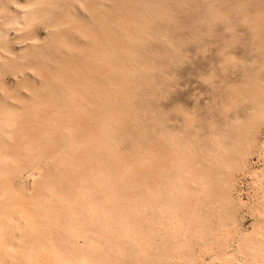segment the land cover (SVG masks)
I'll list each match as a JSON object with an SVG mask.
<instances>
[{
	"label": "bare ground",
	"instance_id": "obj_1",
	"mask_svg": "<svg viewBox=\"0 0 264 264\" xmlns=\"http://www.w3.org/2000/svg\"><path fill=\"white\" fill-rule=\"evenodd\" d=\"M13 1L17 6L20 5L17 0ZM64 1L67 0H32L29 5L32 11L25 9L20 12L18 7L12 11L10 7L4 6L3 0H0V73L3 59L10 58L13 62H17L18 59L25 58L26 55L21 52L23 49L17 48L18 43L25 40H32V43L27 45L24 51H32L35 55L53 60L54 67L59 63L54 53L58 52L59 46L64 44L70 48L87 50V56L92 59L86 66L84 64L76 66L73 61L62 62L61 65L67 67L73 65V68H77L83 74L70 76L65 71H59L53 82L42 78L39 81V87L34 89L29 98L24 95L25 93H21L18 104L13 105L12 108L0 107V215L4 216L7 211L18 212L19 219H22V216L25 217L24 224L29 230L32 233H39L36 239L40 243L39 246L31 243L30 248L24 253L25 259L33 262L35 258L38 260L42 257L40 264H44L45 260L48 264H123L125 261H121L120 255L111 260L109 257L111 249L116 247L119 252V245L123 247L137 245L140 247V253L146 252L148 243L143 244L144 241L137 239L136 235L139 233L138 223L141 221L138 211L146 209L147 200L151 201L150 209L157 212L159 217L150 219L152 227L146 229L144 240H148L153 231L173 236L184 229L200 231L204 227L208 228L210 222L214 223L216 218L223 219L225 225L221 224L223 227L227 226V217L233 215V213L229 214L233 208L230 205L231 199L228 197L231 174L226 168L236 153L242 156L240 151L253 147L254 131L264 121V86L263 90H260L261 84L253 81L244 91L245 101L253 102L254 105L245 104L249 109L247 119L234 121L225 119L223 128L213 127L210 133V148L206 155L198 156L190 151L188 153L186 150L183 151V142L181 144L175 142L179 138L180 141L182 139L176 136L171 140L172 145L167 148L168 138L162 130L159 132V139L157 136V139L151 141L150 149L143 157L136 160L133 154L116 155L105 144L107 123L115 121L117 124V117L120 115L117 109L114 110L115 104L113 106L112 103H123L135 93L127 75L122 73L126 70L124 61L130 58V52L142 47L138 36L150 27V24L142 22L141 17L143 19L145 15L151 14L160 22L170 17V15L165 16L166 0H119L121 6L109 8L113 12L111 16L105 10L107 4L102 1L96 3L93 0H69L70 9H75L76 3L85 9H90V21L87 27H72L65 19L67 16L75 17L76 13H68L67 16L62 14L60 17L55 14L56 8L63 10ZM11 15L13 17H10ZM136 17H140V20H136ZM262 18L264 19V14L258 10L253 18L255 36L260 35L261 29L256 20L259 21ZM43 20L52 22L49 26L51 31L44 37L39 31L37 32V25ZM99 26L100 28L108 27L109 33L97 32L95 28ZM12 30L15 31V35L11 33ZM78 35L85 39L83 44H78L76 40ZM114 57L117 59L115 60ZM46 62L49 61L46 59ZM149 63L147 62L148 66ZM144 66L143 62H135L131 68L134 71ZM109 69L114 72L118 70L117 72H120L118 76L121 78L111 76L107 73ZM26 79L31 80L28 77ZM0 89L8 92L7 83L1 82ZM17 89L12 88V93L17 92ZM9 103L11 102L8 101ZM51 119L66 120L63 121V125ZM73 119H78L77 121L82 119L86 127L82 129L80 122L76 124ZM174 145L178 148H174ZM72 151L79 154H72ZM242 159L241 157V161ZM194 160H197L196 165L191 164ZM237 164L240 166V162ZM175 167L179 168L177 174L180 179L178 180L179 191L172 188L163 190L161 184L165 182L163 177L166 171ZM14 176L22 180L31 176L34 179L33 184L35 183L39 188L41 184L42 189L50 194H46L45 198L40 188L38 189L40 192L37 191L35 194V198L39 201L28 202L25 199L26 202H21L23 195L26 197L23 191L28 184H25L26 181L19 182V180L18 184H15L12 180ZM47 179L55 180L62 186L57 188L58 186L53 185L56 182L53 181V184L48 183L49 180L45 182ZM140 188L141 198L132 200L127 195L122 203L118 201L120 204L117 203L118 199H115L116 194H113L119 189L130 193ZM26 190H30L28 196H33L34 188L30 189V184ZM58 197L61 199L59 200ZM52 198L57 200L52 202ZM48 199L51 201L48 202ZM45 200L47 202L43 203ZM97 200L102 203L97 204ZM27 209L31 210L30 217ZM233 212L236 213V211ZM12 215H8V218ZM260 216L264 219L261 211ZM11 217L10 219H14ZM27 217L29 218L26 219ZM34 217H39L41 222L37 223ZM133 220L134 222H131ZM60 225L65 232L61 239L53 237L55 233L52 234L51 231L53 230L51 226L58 230ZM46 227L48 228L44 232ZM208 230L207 233H209ZM1 232L0 230V236ZM182 232L179 234L180 237ZM192 234H194L193 231ZM198 234L201 236L202 233ZM206 234H204L205 237H207ZM81 238L83 244L79 243ZM163 238L168 240L167 237ZM247 238L248 236L244 245L251 242V239ZM1 239L2 237L0 241ZM177 240L179 239H176L175 244ZM240 241L237 242L240 243ZM59 242L66 243V246L60 245ZM174 243L169 245L174 246ZM180 244H183L182 241ZM256 247L257 244L255 252L262 251ZM17 248L18 246L11 247L14 252ZM127 249L132 251V248L124 250L127 251ZM136 253H139V250ZM148 253L150 254L151 251ZM179 253L181 255V252ZM13 255L10 256L13 257ZM137 255L142 256V254Z\"/></svg>",
	"mask_w": 264,
	"mask_h": 264
},
{
	"label": "rangeland",
	"instance_id": "obj_2",
	"mask_svg": "<svg viewBox=\"0 0 264 264\" xmlns=\"http://www.w3.org/2000/svg\"><path fill=\"white\" fill-rule=\"evenodd\" d=\"M17 1L20 2L18 6L14 4L13 0H3V4L6 7H10L12 11L15 10V7H18L20 12L25 9L32 11L29 7L32 0ZM93 1L106 3L105 10L110 16L113 14L112 9H109L111 6L118 7L122 5L119 0ZM64 3L63 10L56 8L55 14L60 17L62 14L67 16L68 13H76L75 17L67 16L65 19L69 21L72 27H87L90 21V9H85L78 3H76L75 9H70L68 6L69 0L64 1ZM166 4L165 16L170 15L167 20H161L160 22L155 20L151 14L145 15L143 19L141 17L144 24L145 22L150 24V29L148 28L146 32L140 33L138 40L141 41L142 47L130 52V58L124 61L126 70H123L122 73L127 75L126 77L130 81L129 84L134 87L135 93L130 95L123 103H112L113 106L115 104L114 110L117 109L120 115L117 117V124L115 121L107 123L105 144L116 155L133 154L136 160L143 157L150 149L151 141L157 139V136L159 139L161 130L164 131V135L168 138L166 141L167 148L172 145L171 140L176 136L182 139L180 141L179 138L175 142H180V144L183 142V151L186 150L187 153L190 151L193 155L198 156L206 155L210 148V133L213 127L223 128L225 119H232V121L235 119H247L249 109L245 104L250 106L253 105V102L245 101V96L243 97V95L250 83L257 81L258 84H261L260 90H263L264 32L262 34L261 32L264 31V19L256 20L261 29L259 30L260 35L255 36L253 28L255 21L253 18L258 10L264 14V0H166ZM240 5L242 6L241 10ZM10 17H13V15ZM136 20H140V17H136ZM51 23L50 20H43L42 23L37 25V32L39 31L44 37L51 31V27H49L52 25ZM95 29L97 32L109 33L108 27L100 28L99 26ZM11 33L15 35L14 30ZM76 40L78 44H83L85 39L78 35ZM31 43L32 40H25L17 45L18 49H23L21 52L26 55L24 59H18L17 62H13L10 58L3 59L0 87L1 82L7 83L8 92L0 89V107L2 108H12L13 105L18 104L20 102L18 97L21 93H25L26 97L32 96L34 89L39 87V81L42 78L53 82L59 71H65L70 76H81L83 74L77 68H73V65L72 67L61 65L62 62L69 63V61H73L76 66L83 64L86 66L92 61L87 56V50L70 48L64 44L59 46L58 52L54 53L56 60L59 62L54 67L53 60L46 58L49 61L47 63L44 56L35 55L32 51H24V48ZM114 59L116 60L117 57H114ZM43 60L45 61L42 62ZM135 62H143L145 66L133 71L131 67H133ZM147 62H150L149 66ZM107 71L111 76L117 79L121 78V76H118V73H120L117 72L118 70L114 72L109 69ZM26 77L31 78V80L26 79ZM258 77L259 79L257 80ZM228 84L229 86H226ZM12 88H18L17 92L12 93ZM1 97L3 98L1 99ZM8 101L11 103L8 104ZM51 120L63 124L66 119ZM77 120L73 119V122L76 124L80 122L82 129H84L86 125L82 123L83 120ZM253 140V147L240 151L242 156L236 153L228 162V167L226 168L231 174L229 180L231 185L228 189L230 194H228V197L231 199L230 205L233 208L229 212V214L233 213V215H229L231 218L227 217L228 221L226 219L227 226L223 227V219L218 220L216 218L215 220L217 221L215 222L214 220V223L212 221L210 224H214L213 226L220 228L219 230L210 224L208 228L206 227L205 229L204 227L200 231H194L196 229L186 231L184 229L182 230L183 232L180 231L182 232L181 237L179 235L180 232L175 235L177 237L171 234L172 240L171 235H168V233L153 231V235L151 234L148 240H144L146 238L144 237L146 236V229L152 227L150 219L159 217L157 212L150 209L151 201L147 200L146 209L138 211L141 215V221L139 220L141 225L138 223L139 236L136 235V237L140 241H144L143 244L148 243V247L146 246L145 250L146 252L151 251L153 253L152 256L151 253L147 252L149 254L148 257L151 256L148 258L146 252L140 253V247L137 245L132 246L131 243L132 247L119 245V252H117L118 249L116 247L113 250L111 249V254L109 255L111 260L115 256L120 255L121 261H125L123 264H264V219L261 216L259 217L260 211L264 214V121L254 131ZM173 147L178 148L176 145ZM73 153L79 154V152L72 151ZM241 157L244 159V161L242 159L243 162ZM238 162H240V166H238ZM191 164L196 165L197 160H194ZM178 169V167H175L166 171L167 173L163 177L165 182L161 184L163 190L172 188L179 191ZM25 176L27 177V175ZM26 177L23 180L17 176L14 178L15 180L12 179L15 184H18V180L19 182L26 181L25 184H28L26 189H28L29 184L30 189L31 187L34 188V193L31 197L28 196L30 190L24 189L23 194H26V197L23 195L21 202H26V200L28 202L39 201L35 198V194L40 188L42 195L46 198L47 190H43L41 184L40 188L35 183L33 184V177ZM46 181L48 183L52 182V184L53 181L54 183L56 182L53 185H56L55 187L58 186L57 188L62 186L61 183L55 180L47 179ZM141 191L140 188L135 192L128 193L119 189L118 192L114 191L115 193L113 194H116L117 203H119L118 201L122 203L127 195L132 200L141 198ZM121 198L122 200H120ZM49 200L48 202L51 201ZM56 200L52 198V202ZM45 202L47 200L43 201V203ZM57 202L59 203L60 201ZM96 202L97 204L102 203L99 200ZM232 210L236 211V213ZM28 212L30 217L32 214L31 210H28ZM8 215H12L10 217L14 219L8 218ZM19 215L18 212L12 211H7L4 215L5 217L7 216V219L0 215V230L3 232H1L2 235L0 236L2 237L0 241V264H40L39 261L42 257L38 258V260L35 258L33 262H28L24 257V253L30 248L31 243L39 246L40 243L36 241L39 233H32L24 224L25 217L21 215L23 217L22 220L19 219ZM34 218L37 223L41 222L39 217ZM13 220L15 221L13 222ZM6 221L7 223H5ZM131 222H134V220ZM219 222L220 224H218ZM210 226L212 232L209 229ZM51 227L53 229L51 230L52 234L55 233L53 237L56 236V238L60 237L59 239H61L65 235L61 225L58 230L53 226ZM47 228H44L43 231L45 232ZM18 229L19 233L17 232ZM207 230L209 233H207ZM192 231L194 234H192ZM204 231V234L207 233V237L203 234ZM7 232L9 233L8 236ZM16 232L20 236L18 235L17 237ZM200 232L202 233L201 236L198 234ZM154 233L156 239L155 237L153 238L156 241L152 238ZM245 234L248 236L247 239H251V242L246 243V245L243 244L247 237ZM212 235L218 239L215 237L213 240ZM163 237H167L168 240H164L166 238ZM176 239L179 240L175 244ZM238 239H242L241 241L243 242ZM171 241L174 246L169 245L172 244ZM181 241L185 244L184 246L180 244ZM237 241H240L241 244ZM59 243L64 247L66 246V243ZM79 243L83 244L82 238L79 239ZM256 244L262 250V253L258 252V250L255 252ZM12 246H18L15 252L11 249ZM181 247L182 249H180ZM126 248H132V251H130L131 249L125 251L124 249ZM151 249L155 250L152 251ZM138 250L139 253H136ZM179 252H181L182 257ZM137 254H142V256ZM10 255H13V257ZM121 255L124 256L122 257ZM14 259H16L15 262ZM137 259L143 262L140 263ZM44 264H48V261L45 260Z\"/></svg>",
	"mask_w": 264,
	"mask_h": 264
}]
</instances>
